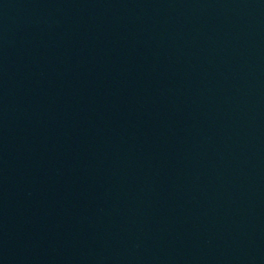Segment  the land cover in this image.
<instances>
[{"label": "water", "instance_id": "obj_1", "mask_svg": "<svg viewBox=\"0 0 264 264\" xmlns=\"http://www.w3.org/2000/svg\"><path fill=\"white\" fill-rule=\"evenodd\" d=\"M0 264H264V0H0Z\"/></svg>", "mask_w": 264, "mask_h": 264}]
</instances>
